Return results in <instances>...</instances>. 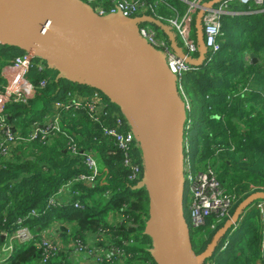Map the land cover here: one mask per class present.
Here are the masks:
<instances>
[{
    "label": "trees",
    "instance_id": "trees-1",
    "mask_svg": "<svg viewBox=\"0 0 264 264\" xmlns=\"http://www.w3.org/2000/svg\"><path fill=\"white\" fill-rule=\"evenodd\" d=\"M209 1L212 0H206V3ZM187 7L184 0H160L155 13L164 18L161 19L163 23L168 24L166 18L183 15ZM146 15L152 16V13ZM243 15L251 18L250 14ZM147 22L141 21V24ZM227 25L225 21L223 29ZM154 26L160 29L158 25ZM260 31L261 34L254 36L251 42L254 47L263 41L264 28ZM224 35L223 32L220 42ZM238 35L248 36L245 33ZM15 49L23 52V49L11 44L1 47L0 69L19 55ZM217 54L207 63V52L206 63L199 65L196 72L186 74L184 85L191 108L185 121L189 128L184 133L188 142L189 135L194 141L198 140L201 163L214 167L223 188L236 193V206L253 193L264 192V63L250 72L244 69L234 74L240 58L237 57L238 51L226 58L225 54ZM219 57L220 61L216 64ZM44 63L46 67L43 70L35 66L28 76L35 84L46 79L47 85L39 87L35 97L27 104L12 101L5 107L8 124L16 132L28 135L36 124L41 125L49 115L58 111L55 107L57 101L66 105L75 100L87 102L97 92L105 106L103 113L108 114L104 115L102 123H98L88 116L86 109L59 108L63 132L71 135L80 152L76 156L68 149L69 138L62 132L49 139L11 145L8 155H0V229H15L20 216L37 210L39 215L26 221L35 236H40L43 230L60 221L70 225V232L63 233V245L81 240L92 248L94 254H103L101 264H160L151 223L154 217L153 196L144 151L139 146L129 151L128 157L133 164H140L142 168L140 179H133V169L125 162V151L120 150L103 132V127L113 126L116 117L123 115L120 104L104 91L74 76L66 77L60 69L50 67L46 61ZM221 64H225L224 68ZM5 85L6 80L0 76V94ZM245 86H251V89L246 92L243 89ZM197 127L201 129L199 138ZM193 131L196 132L191 133ZM86 152H92L97 157L100 174L94 185L82 180L74 182L73 189H78L80 195L74 196L72 201L81 202L82 207L65 204L47 208L49 197L60 187L77 176L90 174L83 158ZM186 155L190 161V152ZM253 213L261 215L259 209H253L248 213L249 217ZM256 216L249 219L252 224L247 227L243 240H238L236 244L228 240L230 244L220 252L217 264H264V223ZM209 218L213 222L216 220L214 214ZM226 224L224 222L214 230L210 227L204 229L203 244L199 250L195 249L189 231L197 255L209 248L211 239ZM209 231H213L212 238L206 240L205 235ZM2 240L0 237V243ZM108 243L115 249H109ZM67 247L57 251L45 264H70L68 257L71 250L66 251ZM16 250L12 264H43L44 249L40 246L19 243ZM117 250H124L123 256ZM210 260L207 259L204 264H211Z\"/></svg>",
    "mask_w": 264,
    "mask_h": 264
},
{
    "label": "water",
    "instance_id": "water-1",
    "mask_svg": "<svg viewBox=\"0 0 264 264\" xmlns=\"http://www.w3.org/2000/svg\"><path fill=\"white\" fill-rule=\"evenodd\" d=\"M221 1H209L204 7ZM203 15L201 9L195 22L200 57L194 59L179 48L176 52L196 66L206 63ZM124 18L101 17L81 0H0V36L7 39V44H22L25 50L40 48L52 67L66 77L77 66L86 68L91 73L87 83L101 86V80L105 81L107 89L102 85L103 88L109 90L137 130L149 167L154 209L151 223L160 264H204L214 254L220 237L241 214L256 200H264V192L245 199L209 248L196 254L182 207L186 104L164 56L127 27L148 21L167 34L172 31L153 16ZM173 41L176 43L175 38Z\"/></svg>",
    "mask_w": 264,
    "mask_h": 264
},
{
    "label": "built area",
    "instance_id": "built-area-1",
    "mask_svg": "<svg viewBox=\"0 0 264 264\" xmlns=\"http://www.w3.org/2000/svg\"><path fill=\"white\" fill-rule=\"evenodd\" d=\"M101 17H109L115 15H122L126 18H132L139 15H146L152 13V16L161 20L162 16L157 15L156 8L160 0H85ZM188 7L183 15H172L165 20L171 27L175 28L178 35L181 38V43L186 49L189 56H194L198 52V45L194 40L191 31L193 23L195 21V15L204 9L203 15V33L204 41L207 47L209 57L207 63L213 60V57L222 49L220 38L223 35L222 30V17L226 14H230L228 11L231 3H239L249 5L251 2L256 5H264V0H223L217 6L204 7L206 0H185ZM106 4V5H105ZM154 14V15H153ZM151 16V15H150ZM141 37L146 40L150 45L164 56L166 64L170 72L176 77L177 86L183 101L186 103V108L190 109L191 104L188 95L185 90L186 74L196 72L199 68L196 65L190 64L186 59L180 57L175 53L168 45V42L164 37L159 36L154 27L149 24L141 25L139 27ZM7 44V39L4 36H0V49ZM25 45L18 44L17 47L21 48ZM46 61L50 67L53 66L49 62L48 55L44 53L40 48H32L29 50L23 49V53L14 57L9 63L5 64L0 69V76L6 80L4 91L0 94V129L4 134L0 135V155H8L11 145H16L20 142H32L37 139H49L51 136L62 132L65 137L69 138L67 147L71 153L76 156L80 154L77 144L67 132H63L62 116L59 108L69 110L74 109H86L88 116L102 123L104 120L103 113L105 106L101 102L99 93L97 92L94 97L90 98L87 102L82 100H75L73 103L65 104L61 101L55 103V107L58 111L49 115L45 122L41 125L36 124L34 129L28 135H22L16 132L13 127L8 124L7 116L5 114V107L9 102H19L27 104L31 99L35 97L36 90L39 87H45L47 80L42 79L38 84H35L29 78L30 70L37 66L40 70L46 67L44 63ZM101 75V74H100ZM102 85L107 89L104 82ZM99 84L94 85L98 90L106 91L103 86ZM111 97L109 90L105 92ZM122 110V109H121ZM123 115L117 116L113 126L103 127V132L106 137L111 139L115 145L125 151V162L130 164L133 173L131 178L140 179L142 174V168L140 164H133V161L128 157L129 151L132 147H141L140 138L137 130L132 125L130 120L126 117L122 110ZM189 125H185V129H188ZM184 150V165L183 172L184 177L186 172H191V164L186 169L188 162V156L186 153L190 152V144L185 136L182 139ZM83 158L90 170L88 175H80L75 177L72 181L67 182L60 187L56 193L51 195L48 199L47 208L72 204L76 208H81V202L72 201L74 196L80 195L78 189H73L74 182L82 180L83 183L94 185L97 183L100 166L97 157L92 152L83 153ZM189 180L192 183V195H191V214L192 220L195 226L203 227L207 225V219L211 215L216 216L215 223L210 226V229H216L220 224L233 219V209L237 203V196L235 192L227 191L218 180L217 172L214 167H207L205 170L199 172L196 176L189 174ZM264 202L260 204L263 208ZM264 212V209H262ZM37 210H32L24 216H20L16 221V228L13 230L0 229V237L6 239L1 244L0 251L5 255L4 261H10L16 254V247L19 243H30L40 246L44 249V258L42 263L45 264L48 259L55 255L57 251L65 249L75 253H90V256H96L95 260L98 264L103 261V254H94L92 248L84 244L81 240L69 242V245H63L61 237L51 236L50 233H46L45 230L40 236H35L26 221L33 217L38 216ZM58 224V223H56ZM54 224V226L56 225ZM65 225L64 229L69 233L70 227ZM57 226V225H56ZM229 242H226L225 247L229 246ZM66 249V250H67ZM121 256L124 254V250H117ZM209 264V263H208ZM260 264V263H259Z\"/></svg>",
    "mask_w": 264,
    "mask_h": 264
},
{
    "label": "rangeland",
    "instance_id": "rangeland-1",
    "mask_svg": "<svg viewBox=\"0 0 264 264\" xmlns=\"http://www.w3.org/2000/svg\"><path fill=\"white\" fill-rule=\"evenodd\" d=\"M81 1L83 3H85V4H88V3H86L85 0H81ZM217 5L218 4H216L215 6H217ZM233 6H235V8H237V9H240L241 11H243L244 12L243 14H247V12H249V8H252V9H255V10H257L258 8H261V12L256 14L255 17H251V18L246 17L243 14H236V15L226 14V15H224L222 17V25L225 24V21L227 22L228 25H227L226 29H223V27H222L223 32L224 33L227 32L228 36H239L238 35L239 33H243V34L245 33L248 36H259L261 34L260 29L262 27L264 28V5H260L259 6V5H256L253 2H251L249 5H242V4H239V3H231L229 8L232 9ZM232 11H233V9H232ZM197 14L195 15V21L193 23V27H192V31H191L192 36H198L197 35V30H196V23H195ZM124 19L125 20H131L132 18H124ZM139 23L135 22L133 25L128 26L127 29L130 32H132L133 34L141 37L140 31H139V27H140ZM202 25H203V22H202ZM152 27H154V26H152ZM155 30L157 31L159 36H162V34L160 33V31L157 28H155ZM174 32L176 33V31H174ZM176 35H177V33H176ZM196 43H197V45L201 46L200 45V41H197ZM241 45H242V47H245V43L244 42H241ZM231 46L234 47V50H233V53H232L233 54L232 56H234L237 53V49L235 48L236 41H234L231 44ZM15 50L19 54L23 53L19 49H15ZM156 50H157V48H156ZM223 54H225V52L224 51H220L217 55L219 56V55H223ZM199 57H200V55L198 56V58ZM217 60H218V62L216 64L219 63L220 57ZM66 76H68V75H66ZM69 77H72V76L69 75ZM73 85L74 84H72V86ZM188 110L189 109H185V121L189 117ZM200 131H201V129L197 127V136H198V138H199L198 133ZM194 132H196V131H193L191 133H194ZM189 142H190V149H191V151H190V162H188L187 164L185 163V165H186V169L188 170L189 169L188 167L191 164V172H186L185 173L182 207H183L184 217H185L186 222L188 224L189 231L191 232L192 237H193L194 247H195L196 250H199L200 246L203 244L202 238H203L204 231H205L204 229H209L210 225L212 223H214L215 221L213 222V219L208 218L207 219V226L205 228H203V227L197 228L193 224L191 208H190L191 202H192V199H191L192 183L189 180L188 176H189V174H192L193 176H196L199 172L205 170L207 167H206V165L202 164L201 161L198 158L199 157L198 156V148H197L198 147V140L194 141L193 137L191 135H189ZM144 154H145V152H144ZM260 202H263V201L256 200L254 203H252L251 205L253 207L248 212L253 211L254 208L260 210V208H258V207L256 208V206ZM241 204L235 206L233 214H235L236 210L240 207ZM263 208H264V204H263ZM245 215H246V220L245 221H242L243 218L241 219V221L238 219L237 220V224H234L233 226H231L224 233V237H223L222 240H220L218 242L217 248H216L214 254L211 256V258H208V259H212V260H210L211 264H217V258H219V256L221 255L220 252H222L223 250L227 249V247H225V246H226V244H227L226 242H228V240H232V242L234 244H236V243H238V240H240V239L243 240L246 237L245 231H246L247 227L250 226L249 224H252V222L249 219L252 216H256V215L254 213L250 217H249V215L247 213ZM256 218H258L259 221L263 220V218L261 217L260 214H259V216H256ZM227 223H228V221H227ZM64 224L66 225V223H64ZM212 233H213V231L206 232V235H205L206 240H209L210 238H212ZM213 237H214V235H213ZM213 241H214V238L211 239L210 244ZM224 243H226V244H224ZM229 244H230V242H229ZM262 244H263V247H264V241H263ZM108 245L110 246L109 249H115L112 244L108 243ZM69 253H71V251ZM125 253L127 255L126 251H125ZM89 254L90 253H86L87 256L91 257ZM97 254H99V252H97ZM94 257H96V256H94ZM122 264H125V262H123ZM260 264H262V263H260Z\"/></svg>",
    "mask_w": 264,
    "mask_h": 264
},
{
    "label": "crops",
    "instance_id": "crops-1",
    "mask_svg": "<svg viewBox=\"0 0 264 264\" xmlns=\"http://www.w3.org/2000/svg\"><path fill=\"white\" fill-rule=\"evenodd\" d=\"M242 5H246V4H242ZM232 9H233V11H232ZM232 9L228 8V11H230V12L232 11L230 13L232 15L243 14L244 13L240 9L235 8V6H233ZM260 12H261V8H258L257 10L249 8V12H247V14H250L251 17H255V14H258ZM252 15H254V16H252ZM143 16H149V15H139V17H143ZM153 25H155V24H153ZM168 26L171 28V31H172L171 34H167V32L164 29H162V27H160V26H159V28H160L159 31L162 34V37H164L165 40L168 42V45L171 48V50H173L175 53L176 52L178 53L177 48H179L181 51L187 53L186 49L183 47V45L181 43V38L178 35L176 29L171 27V25L166 24V27H168ZM196 30H197V28H196ZM174 31H176L178 36L176 35V33ZM197 35H198V30H197ZM174 38H175V42L176 43H174V41H173ZM193 38H194V40L196 42L200 41V36H193ZM253 38H254V36H228L227 32H225V35L223 36V41L221 42L222 46H224L223 50H222V51L225 52L224 58L228 57L230 54L233 53L234 47H232L231 44L234 41H236L235 48L238 51L237 57H240L239 58V63H238V66H237L238 69H237V71L234 74H239L244 69H247L250 72L252 69H256V68L260 67L264 63V37H263L262 43H260L257 47H254L251 44V42L253 41ZM241 42H245L246 46L242 47ZM198 49L199 50L197 52V55H194V56L192 55L191 56L192 58L198 59V56L200 55V52H201V46L198 45ZM225 64H221L222 68H224ZM69 74H70V76H74L78 80L87 82L90 79L89 74H91V73L86 68L77 66L73 70V72L70 71ZM247 75H249V73ZM241 87H242V85H240V88ZM243 89H244V91L246 90V92H247V91H249L251 89V86H245ZM260 201L264 202V200H260ZM261 203L262 202H260L256 206V208L257 207L260 208L261 217L264 220V212H262V209H264V208H262L260 206ZM252 207L253 206L250 205L241 214L240 219H239L240 221H241L242 218H243L242 221L246 220V215L245 214L246 213L248 214L249 213L248 211L250 209H252ZM263 220H262V223H264ZM56 225L55 226L54 225L53 226H49V228L47 230L45 229V232L46 233H50L51 236H54V237L58 236V237L62 238V236L64 235L62 233H66V230L64 229L65 224L63 222L58 221V224H56ZM67 227H70V225H67ZM5 241H6V239H3L2 242L0 243V246ZM4 257H5V255L0 251V264H12L13 260H10V261L7 262V261H4ZM12 259H14V258H12ZM68 261L70 262V264H98L96 262V260H95V257H93V256L89 257V256L86 255V253L71 252L70 256L68 257Z\"/></svg>",
    "mask_w": 264,
    "mask_h": 264
},
{
    "label": "bare ground",
    "instance_id": "bare-ground-1",
    "mask_svg": "<svg viewBox=\"0 0 264 264\" xmlns=\"http://www.w3.org/2000/svg\"><path fill=\"white\" fill-rule=\"evenodd\" d=\"M88 5H89V4H88ZM89 6H90V5H89ZM138 17H139V16H135V17H132V19H133V18H138ZM138 23H139V22H138ZM139 24H140V26H141V25H146V24H149V25H151V26H154V25H153L152 23H150V22H147V23H144V24H141V22H140ZM154 27H155V26H154ZM65 51H67V50H65ZM185 125H186V123H185ZM214 223H215V222H214ZM193 224H194V223H193ZM212 224H213V223H212ZM212 224H211V225H212ZM211 225H210V226H211ZM194 226H195V225H194ZM206 226H207V225H206ZM195 227H199V226H195Z\"/></svg>",
    "mask_w": 264,
    "mask_h": 264
}]
</instances>
